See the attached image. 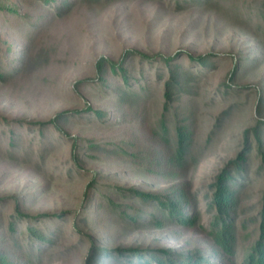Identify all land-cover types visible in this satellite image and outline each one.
<instances>
[{
    "label": "rangeland",
    "instance_id": "rangeland-1",
    "mask_svg": "<svg viewBox=\"0 0 264 264\" xmlns=\"http://www.w3.org/2000/svg\"><path fill=\"white\" fill-rule=\"evenodd\" d=\"M0 1L5 6L0 9V57L3 63L19 64L18 72L0 81V232L11 251V264H83L90 240L73 231V221L86 184L95 177L102 190L119 186L161 192L172 185L171 175L159 174L147 157L155 144L163 88L152 83L149 97L132 101L134 108L109 104L97 81L101 58L107 60V70L124 58L136 76L142 69L144 79L153 80L161 67L154 56L187 52L216 57L192 94L198 153L185 176L208 228L211 184L242 149L244 132L264 119V0H214L185 9L175 0H69V7L60 11L57 7L65 0ZM183 64L190 66L186 56ZM236 64L240 67L233 75ZM107 78H114L110 70ZM225 84L237 88L227 91ZM88 107L107 110L110 120L96 121ZM229 108L230 116L208 139L219 115ZM67 112L63 132L53 126L41 132L36 125ZM12 134L18 140L15 149L9 145ZM91 143L98 146L91 149ZM118 146L131 154H123ZM252 154L251 183L243 192L237 222L238 264L253 239L249 234L255 232L254 226L247 229L242 223L255 216L264 186V176L255 175L259 157L256 151ZM19 212L32 217L67 213L64 221L37 223L45 231L61 229L55 241L40 249L28 230L35 220ZM92 219L88 233L107 248H185L216 255L205 228L133 230L110 226L101 212Z\"/></svg>",
    "mask_w": 264,
    "mask_h": 264
},
{
    "label": "trees",
    "instance_id": "trees-1",
    "mask_svg": "<svg viewBox=\"0 0 264 264\" xmlns=\"http://www.w3.org/2000/svg\"><path fill=\"white\" fill-rule=\"evenodd\" d=\"M40 1L46 4L51 3L52 0ZM212 1L214 0H175V5L185 9L188 6L207 5ZM69 5V0H65L57 9L60 11ZM0 9H5L2 1H0ZM210 55L194 56L187 52H178L173 56H154L155 59L159 58L157 61H160L161 67L155 70L153 80L144 79L142 69L136 72L138 75L136 76L127 61L122 58L119 63H110L109 70L114 77L110 81L107 78L109 71L106 69L107 60L101 58L97 62L99 73L97 81L109 100V104L115 103L119 107L130 105L131 107L134 102L142 100L143 97H145L144 100L149 97L152 83H154L153 85L159 84L163 88L162 113L156 128H154L156 134L153 136V141L155 144L147 157L149 158L148 165L155 171L159 174L171 175L168 180L172 185L164 188L161 192L143 191L138 187L104 186L108 190L107 192L100 188L97 177L89 181L84 190L82 204L78 212L75 213L73 221V231L90 240L83 264H238L237 222L240 217L243 192L251 183L249 171L253 151H256L259 157L255 175L264 176V119L260 117L254 127L244 132L242 149L234 159L224 165L211 184V194L207 198L211 220L209 227L205 228L202 224L203 215L199 208L198 196L185 176L194 165L198 153L195 149L196 106L192 94L202 73L211 70L216 64V57ZM185 56L190 61L188 68L183 64ZM140 57L146 60L153 59V56L146 54H140ZM20 61L19 63L23 64L21 58ZM9 65L3 63L0 57V81L2 82L7 81L15 72L19 71V64ZM239 67L240 64H236L233 75ZM166 74H168L167 79ZM163 80L164 83H162ZM230 87L237 88L236 85L229 84L226 86V90L231 89ZM86 111L91 113L96 121L110 120V113L105 109L94 110L88 107ZM231 112L232 109L229 108L219 115L208 139L216 134ZM67 115L68 112L60 113L53 120L40 122L36 125L39 126L41 132H44L46 126H53L57 131L63 132L62 125L66 122L65 116ZM116 117L119 118L121 115ZM29 124L35 125L34 123ZM17 144L18 140L12 134L9 145L15 149ZM43 144L44 141L41 142V154L44 152ZM95 145L97 144L90 145V148H95ZM76 147L77 145H75ZM118 149L125 155L131 154L123 146H118ZM131 157L135 156L132 154ZM75 161L79 166L81 165L80 158ZM113 196L123 199V203L117 202ZM257 209L255 216L246 218L242 223L246 228L249 226L255 228V232L249 234V236H253V239L251 237L250 246L244 255L242 264H264V186ZM100 212L108 218L105 220H110L108 223L110 226H118L122 229H167L175 225L194 231L197 228H205V232L212 238L216 247V255L213 257L197 249L185 248L145 249L142 247L107 248L101 246L88 233L93 221L92 216L95 213V217H98ZM19 213L21 217L35 220L34 224L29 225L28 230L31 239H38L37 246L42 249L45 244H51L56 240L61 229L56 226V228L45 231L37 223L47 220L54 221L52 219L64 221L67 212L53 215L41 214L35 217ZM7 248L5 235L0 232V264H11L9 261L11 251Z\"/></svg>",
    "mask_w": 264,
    "mask_h": 264
}]
</instances>
